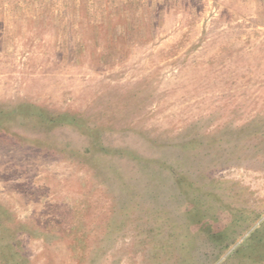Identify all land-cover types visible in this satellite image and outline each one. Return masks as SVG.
Wrapping results in <instances>:
<instances>
[{"label":"rangeland","instance_id":"1","mask_svg":"<svg viewBox=\"0 0 264 264\" xmlns=\"http://www.w3.org/2000/svg\"><path fill=\"white\" fill-rule=\"evenodd\" d=\"M0 113V264H264V0H0Z\"/></svg>","mask_w":264,"mask_h":264},{"label":"trees","instance_id":"2","mask_svg":"<svg viewBox=\"0 0 264 264\" xmlns=\"http://www.w3.org/2000/svg\"><path fill=\"white\" fill-rule=\"evenodd\" d=\"M1 114L2 113H0V118H2L1 117ZM44 117V116H43ZM50 121H52V122H54V123H64L65 121H66V119L65 118H63V117H52L51 119H50Z\"/></svg>","mask_w":264,"mask_h":264}]
</instances>
